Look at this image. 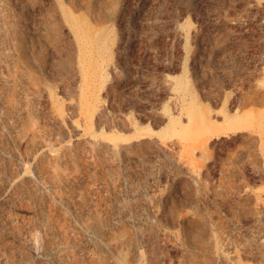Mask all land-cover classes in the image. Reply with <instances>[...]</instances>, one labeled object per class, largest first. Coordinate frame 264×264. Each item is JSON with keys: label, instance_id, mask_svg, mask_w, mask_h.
<instances>
[{"label": "rangeland", "instance_id": "obj_1", "mask_svg": "<svg viewBox=\"0 0 264 264\" xmlns=\"http://www.w3.org/2000/svg\"><path fill=\"white\" fill-rule=\"evenodd\" d=\"M263 92L264 0H0V264H264Z\"/></svg>", "mask_w": 264, "mask_h": 264}, {"label": "bare ground", "instance_id": "obj_2", "mask_svg": "<svg viewBox=\"0 0 264 264\" xmlns=\"http://www.w3.org/2000/svg\"><path fill=\"white\" fill-rule=\"evenodd\" d=\"M260 74V73H259ZM259 76V75H258ZM263 77V76H262ZM259 85H261L259 83ZM248 86V85H247ZM261 91V90H260ZM261 93V92H260ZM258 93V94H260ZM254 97V96H253ZM256 97V95H255ZM247 100V99H246ZM252 101V100H251ZM254 103L255 104H260L263 106L264 104V92L259 95L255 100H254ZM263 110V109H262ZM259 114L258 115H264V110L263 111H259L258 112ZM252 117L251 113H247L245 115V123H246V126H248V120H250ZM253 120V119H251ZM264 120V119H263ZM252 122V121H250ZM264 122V121H263ZM262 123V122H261ZM172 125L174 124V122L171 123ZM242 124V123H241ZM241 124H239V121H238V118L237 117H232V116H225L224 117V122L223 124L221 125V127H211V126H208L207 127V130L212 134V135H215V136H219V135H227V134H230V133H233L235 131H237L238 129H241V127H243ZM263 124V123H262ZM263 126V125H262Z\"/></svg>", "mask_w": 264, "mask_h": 264}]
</instances>
